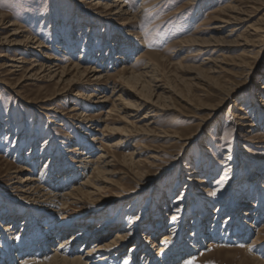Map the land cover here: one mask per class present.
Here are the masks:
<instances>
[{"label":"bare ground","instance_id":"obj_1","mask_svg":"<svg viewBox=\"0 0 264 264\" xmlns=\"http://www.w3.org/2000/svg\"><path fill=\"white\" fill-rule=\"evenodd\" d=\"M74 1L71 15L75 18L68 21V30L60 29L61 25H58L52 16L53 11L39 19L41 22L38 27L47 28L48 35L44 37L45 40L43 36L33 35L30 27L23 26L16 19L8 20V16L0 11V52H3L0 57L4 58L0 70L10 77L17 78V87L23 83L25 87L37 89L38 96L26 99L25 103L36 106L37 113L45 118V127L51 130L53 125L61 127L66 124L71 128H78L81 130L78 137L82 142H76V145L69 149L64 147L61 157L72 161L73 165L64 168V171L58 168L57 172L52 173L50 184L54 187H66L79 178L77 182L61 191L52 190L45 186V182H42V185L34 174L33 167L42 161L36 155L28 158L26 165L10 172L11 179H15L12 187L16 195L12 198L18 204H12L8 200L1 201L4 205L1 204L0 209V244L3 245L0 246V264H13L18 257L20 258L15 264H117L121 257L120 264H178L177 259L181 255L192 252L207 237V222H213L212 226L218 225L221 215H225L221 222L224 231L215 230L213 234L217 241L207 242L205 249L212 250L221 245H229L231 235L240 243L239 240H244L249 233L246 228L249 224L250 227H257L256 235L249 243L243 244V247L254 264H264V240L260 239V234L264 233V223L254 226L264 214V162L243 157L242 152L236 157L232 153L231 156L227 155L228 159L225 160L228 163L223 166L233 165L239 176L233 183L227 182L220 190L210 188L207 180L214 173L209 169L204 173L206 167L200 158L196 159L198 165L195 168L181 163L179 171L182 175L170 177L172 180L166 185V188L175 185L174 191H180L172 202L168 217L170 227L166 233L159 236L157 247L156 244L148 247V237L145 240L135 237L127 247L130 248L129 252H126L127 241L129 237L134 236L138 225H128L124 228L123 224L117 223L116 218L110 215L113 207L105 212L109 216L95 214L103 210L106 203H119L120 207L125 206L128 216L133 214L136 201L126 200L129 196L122 191L125 181L130 179L135 182L139 191L143 192L154 180L150 177V169L156 168L163 160L167 147L155 150L141 146L135 143V140L152 134V126L156 125V120L169 110H166L163 104L160 106L161 100H168L175 91L172 86L156 84L158 66L167 61L171 64L169 60L143 53L137 55L135 63L128 64V59L137 52L138 45L143 46L140 42L142 35L136 31L137 25L140 26V15L156 7L160 0L142 3L137 13L131 11L129 2L135 3L138 0H130L128 3L127 0H93L91 3H88V0ZM76 4H79V8L75 7ZM251 10L257 11V14L253 15ZM211 14L213 16L206 18V37H200V30H197L196 36L176 42L173 52L179 54L191 48L195 56L207 54L200 69L201 73L208 75L203 82L208 84V80L213 81L211 77L226 74L223 83L221 81V84H218L219 88L213 87L217 90L215 92L223 97L222 102L233 100L225 113L227 118L224 127H241V132L252 134L253 138L258 136L260 139L264 137V0H230L212 10L209 15ZM105 22L115 23L119 31L113 34L107 31L98 35L96 31L102 29L100 25L104 26ZM95 37L101 41V47L97 50L93 46ZM130 39H136L139 43L136 45V41ZM222 50H234L237 53L233 64L229 65L230 68L223 66L224 59L219 57ZM42 53L46 55L43 56ZM76 54L78 58L74 60ZM173 56L174 54L170 57ZM142 60H145L142 67L136 66V63ZM118 62H122L119 69L115 68ZM259 68H262V72L257 76ZM255 80L257 82L252 86ZM244 90H247V96L236 100ZM13 92L20 95L18 90ZM259 100L262 104L258 106ZM54 101L58 102V105L72 102L68 111L69 118L52 106ZM202 101L199 100V103L203 104ZM213 109L211 114L215 115L217 108ZM32 114L37 115L33 112ZM119 124H124V127L120 128ZM11 128L10 118L6 121L4 129L0 124V133L8 136L7 134H11ZM108 134L118 135V140L108 145L109 147L124 151L128 149V143L132 142V151L119 155L120 162L116 154L105 150L104 142ZM162 134L158 138L190 142L197 136V132L186 138L176 137V132L166 131ZM86 136H90L89 140ZM209 137L207 133L203 141ZM35 142H32V148L38 145ZM198 146L203 150L208 149L206 142H200ZM181 155L180 153L174 157L170 167ZM241 164L243 171L240 172ZM228 167L227 171L231 169ZM227 171L224 169L222 174H227ZM196 186L197 189L193 190ZM229 190L227 203L215 199L216 211L208 212V205L211 204L205 205L204 201L201 202V199L214 191H218L222 197ZM109 192L115 194L103 197ZM167 194L171 195L168 192ZM187 194L195 209L191 214H188L186 203H183L185 200L181 198ZM247 199L253 201L247 203ZM160 201L161 204L157 205L155 202L153 205L159 210L158 218L148 216L146 212L145 223L141 226L139 224L141 235L146 232L154 237L167 225L161 219V212L166 205L162 204V197ZM90 202H93V206L80 214L86 215L83 220L76 222L78 217L69 219L70 207ZM212 216L214 218L211 220ZM133 222L136 223L137 219L134 218ZM187 229L190 233L186 235ZM113 230L115 232L111 237L103 240ZM30 233L31 239L28 236ZM174 235L178 236L176 240L173 239ZM58 238L62 239L55 247L49 249L48 246ZM90 241L94 243L82 252V247ZM192 256L189 255L188 258Z\"/></svg>","mask_w":264,"mask_h":264},{"label":"rangeland","instance_id":"obj_2","mask_svg":"<svg viewBox=\"0 0 264 264\" xmlns=\"http://www.w3.org/2000/svg\"><path fill=\"white\" fill-rule=\"evenodd\" d=\"M91 1L93 0H88V3H91ZM129 1L130 0H127V3ZM146 1L148 2L150 0H138L135 3L130 1L129 4L131 5V11L133 13H137L139 10L138 8L142 3H146ZM228 1L230 0H160L161 4L158 2L159 6L157 5L152 9L150 8L142 13L143 15H140L141 22L140 26L137 25L138 29L136 31L142 35V40L140 42H142L143 46L138 45L137 52H135L128 59V64L131 62L135 63V58L137 55H141L143 53L154 54V58L160 56V58L163 57L166 60H169L171 64L167 61L165 63L162 62V66H158V75L156 76V78H158V83L156 84H163L168 87L172 86L175 94L170 96L171 98L169 97L171 100H161L160 106L164 105L163 107L166 110H169L164 112V115L156 120V125L152 126V134L143 135L135 140V143L141 146H148L149 148H153L155 150H160L164 146L167 147L164 151L165 157H163V160L156 168L150 169V177H152L154 180L151 184L146 186V189L143 192L139 191L140 189H138V186L136 187L135 182H131L130 179L125 181L122 191L124 194H128L127 196H129V198H126V200L130 201L134 199L136 201V204L133 208V214L128 216V214H126L128 211L125 210V206L120 207L119 203L112 205L106 203V206L103 210L95 212V214L109 216L106 215L107 213L105 212L113 207L110 215H113L116 218L117 223L123 224L124 228L128 225H138V227H136L137 230L135 231L136 233H134V236L129 237L130 239L127 241L128 243L124 242L127 243L125 248L126 252H129L130 248L127 247L132 244L135 237L136 239L140 238V240H145L148 237L150 239L148 242V247H151L152 244H156L157 247L159 236L167 232L166 230H168L170 227L168 217L171 213L172 202L180 190L176 189L174 191L175 185L171 187L169 186V188H166V185L167 182L172 180L171 178H176L179 175H182L180 174L181 171H179L182 162L190 168H195V166L198 165V163H196V159L200 158L203 166L206 167L204 168V173L207 172L208 169L211 173H214L213 175L209 173L211 176L207 180L210 183V188H213V190H220L221 187H224L227 182L233 183L239 176L237 169L233 168V165H228L231 167V169H228V171L227 168L229 167L223 166L224 163H228L225 160L228 159L227 155L232 153V155L236 157L242 152L243 157L247 156L251 159L264 162V137L260 139H258V136L253 138L252 134L241 132V127H239L240 129L233 128V125H227V127H224V123L227 118L225 113L230 104L233 103V100L222 102L223 97H221L219 93L215 92L217 91L215 88L218 89V84L220 85L223 83L226 74L211 77L213 81L211 82L208 80V84H206V82L203 81L206 79V77L208 78V75L201 73L200 69L202 67L201 64L203 59L207 54L195 56V52H193L191 48H187L185 52L179 53L180 55L173 52L176 48V42L185 40L188 37L190 38L196 36L197 30H200V37H206V32H208V26L206 25L208 21L206 18L213 16L212 14L209 15V13L215 8H218V6H223ZM74 4V0H0V11L5 16H8V20L16 19V21L23 26L30 27L32 29L33 35L43 36L42 38L44 39V37L48 35V32L45 26H42L41 28L38 27V24L40 26L41 22L39 19L41 17L44 18L46 15H49L50 11H53L52 16H54L57 24L61 25L60 29H63L64 31L68 30L70 19L72 20L75 18L71 15ZM75 7L79 8V4H76ZM251 11L253 12V15L257 14V11ZM115 25V23L112 24L111 22H105L104 26L100 25L102 29L100 28L99 31L96 32H98V35L107 31L113 34L119 31ZM92 31L94 32L95 29ZM6 32L7 31H5L4 34H6ZM93 40L94 49H99L101 47L100 39L95 37ZM131 41L135 42L136 39H132ZM138 43L139 41H136V45ZM48 45L51 44L48 43ZM42 54L43 56L46 55L44 53ZM172 54H174V56L170 57ZM220 55L221 56L219 57H223L224 59L223 66L230 68L229 65L233 64V58L237 55V53L234 50L229 52L227 50H222ZM60 58L63 59V56ZM77 58L78 57L76 54L73 59L75 60ZM3 60L4 58L0 57V65L3 63ZM144 62L145 60L138 61L136 66L142 67ZM121 64L122 62H118L117 67L115 66V68L119 69ZM263 65L264 64L262 63V66ZM262 68L258 69L257 76L261 74ZM16 80L18 79L10 77L0 70V124L2 129H4L6 121L10 118L12 124L11 134H7L9 137L4 133H0V209L2 208V205H4L2 202L6 200L12 204H18L17 201L12 198L16 195L15 189L12 187V182L15 181V179H11L12 177L10 172L18 170L21 166L26 165L27 159L32 158L35 155L39 159L41 158L42 161L33 167L34 174L37 175L41 183L45 182V186H48L52 190L61 191L64 188L69 187L73 182H77V180H79V178L76 179V181L74 180L73 182L69 183V185H66V187H63L62 185L59 187H54V185L50 184L52 180V173L57 172L58 168H60L61 171H64V168H69L73 165L72 161L64 160L61 156L63 155L64 147H68L69 149L76 145V142L82 143L78 137V134L81 130H78V128H71L70 125L66 124L62 125L61 127L59 125H53L51 129L52 131L45 127V123L43 122V119L45 121V118L41 117L39 113H37L38 109L36 110V106H30L25 103L26 99L30 100L38 96L36 91L37 89L27 86L25 87V84L23 83L17 87L18 81ZM256 82L257 80L252 83V86L255 85ZM239 84L242 83L239 82ZM13 90H18L20 95L15 94ZM247 94V90L240 92V95L236 98V100L241 97H246ZM204 95L205 98H203ZM201 99L203 100V104L199 103V100ZM164 103L166 105L168 104V106H166ZM192 104L194 106H192ZM261 104L262 102L259 100L258 106ZM201 105L208 106L203 107ZM52 106L61 111L62 115H65L66 118H69L68 111L72 106V102H66L58 105V102L54 101ZM213 108H217L215 115L211 114V110H214ZM32 112L37 115L34 116ZM119 126L120 128H123L124 124H119ZM166 131L170 133L176 132V137L180 138L192 137L195 135V132H197V136L191 142L190 140L178 141V139L173 138L168 140L158 138V136L163 135L162 132ZM207 133L210 137L203 141V138ZM117 136L118 135L108 134L104 143L106 144L105 150L110 154H116L117 157H119L118 160L120 162L121 160L119 155L123 154V152L124 154H127L132 151V142L128 143V149L124 151L116 147H109L108 145H111L118 140ZM262 136H264V134ZM85 138L89 140L90 136H86ZM34 141H36L35 143L38 145H35L32 148ZM200 142H206V147L208 149H201L198 146ZM255 142L258 143L255 144ZM180 153L182 154L181 157L175 161V164H173L172 167H170L172 164L170 162L174 160V157L177 154ZM60 166H62V168ZM39 167H42L43 170ZM239 167L240 172L243 171V164L239 165ZM224 169L228 172L225 175L222 174ZM85 176L86 175L84 174L83 177ZM167 178L170 179L166 181ZM43 184L44 183H42V185ZM196 189L197 186L193 190ZM263 191L264 189H262V192ZM167 192L171 193V195L169 196ZM212 193L213 194L207 195L201 199V202L204 201L203 203L205 205L211 204L210 206L208 205V212H211V210L216 211L215 207H217V199L222 200L224 204L227 203L226 196L229 195L230 190L222 197L219 195L218 191H214ZM113 194L115 193L109 192L103 197L112 196ZM161 197L164 201L162 204L164 203V205L168 206V208L165 206V209L161 212V219L167 225H165V228L156 233L154 237H151V235H148L146 232H143L141 235L139 228L146 221V212L148 213V216L150 215L151 217L158 218L157 213L159 210L157 209V211L153 205L155 202L157 205L161 204ZM181 198L185 200L183 203H186L185 206L186 210H188V214L195 212L194 207H192L190 204L191 201L189 194L182 195ZM252 201L253 199H247V203ZM92 203H84L79 206L70 207L68 211L69 219L78 217V219L75 220L76 222L83 220L86 215L80 214L91 208L93 206ZM140 209H143V211H140ZM145 209L147 210L145 211ZM219 213L220 211H218V214ZM224 216L225 215L220 216L218 220L220 223L218 225L212 226L213 222H207L205 228L207 231V237H205L201 244L192 252L181 255L177 259L178 264H254L249 256L248 251L243 247V244L245 245L249 243V241L252 240V238H254L256 235L257 227H250L249 224L246 225L249 233L244 240H239L240 243H238L237 239L233 238L231 235L230 238L232 240L230 239L229 245H221L220 247L212 250L205 249V244L207 242L215 240L217 241V238L214 237L215 234L213 233L215 230L216 232L222 230L223 223L221 222H223L222 219ZM134 218L137 219L136 223L133 222ZM213 218L214 217L212 216L210 219L212 220ZM110 221L112 222L113 219ZM262 223H264V214L258 219V223H256L254 226ZM222 231H224V229ZM114 232L115 230L109 233L103 240L110 238ZM189 233L190 231L187 229L185 234L187 235ZM28 236H30L31 239L32 233H30ZM177 238V235L173 236L174 240ZM61 239L62 238H58L52 242L48 248L51 249L55 247L57 242ZM260 239L261 241L264 240V233L260 234ZM92 243L94 242L90 241L88 244L84 245L82 247V252L86 251ZM0 246H3L2 243ZM153 254L155 255V252ZM189 255L193 256L188 258ZM19 258L20 257L16 258L13 264H15ZM121 259L117 264L121 263Z\"/></svg>","mask_w":264,"mask_h":264}]
</instances>
